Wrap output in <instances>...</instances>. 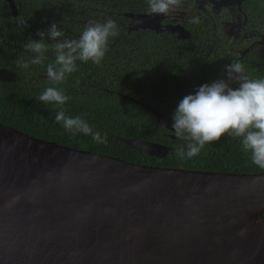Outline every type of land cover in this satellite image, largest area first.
Masks as SVG:
<instances>
[{
  "label": "water",
  "instance_id": "1",
  "mask_svg": "<svg viewBox=\"0 0 264 264\" xmlns=\"http://www.w3.org/2000/svg\"><path fill=\"white\" fill-rule=\"evenodd\" d=\"M263 213L264 173L141 165L0 122V264H264Z\"/></svg>",
  "mask_w": 264,
  "mask_h": 264
},
{
  "label": "flooded vegetation",
  "instance_id": "2",
  "mask_svg": "<svg viewBox=\"0 0 264 264\" xmlns=\"http://www.w3.org/2000/svg\"><path fill=\"white\" fill-rule=\"evenodd\" d=\"M12 1L16 13L10 0H0V9L8 10L13 27L47 33L55 22L64 33L61 40L79 39L89 24L115 21L119 35L110 39L105 57L112 64L120 59L122 67V61L135 60L141 88L167 97L163 103L168 112L160 111L171 118L186 95L206 83L227 80V64L240 61L252 78H264V0H183L166 16L150 13L148 0ZM196 17L199 22L192 23ZM45 39L54 43L47 35ZM165 135L175 149L189 143L173 131ZM256 173L264 172L249 174Z\"/></svg>",
  "mask_w": 264,
  "mask_h": 264
},
{
  "label": "trees",
  "instance_id": "3",
  "mask_svg": "<svg viewBox=\"0 0 264 264\" xmlns=\"http://www.w3.org/2000/svg\"><path fill=\"white\" fill-rule=\"evenodd\" d=\"M13 21L8 10L1 8L0 122L3 124L36 138L141 165L213 172H264L252 163L250 153L242 149L241 142L228 135L205 145L195 157L179 159L173 141L165 135L167 130L140 104L143 102L168 112L167 104L163 103V99L168 98L141 88L135 60L122 61L124 67L120 59L112 64L106 57L100 65L77 61L78 71L59 85L50 84L46 76V65L54 60L51 51L45 54L48 60L44 65H31L29 69L18 67V58L27 59L35 55L27 52L24 46L30 39H39V36L30 30L13 27ZM49 86L63 89L70 97L63 105L66 115L80 116L93 132H99L102 138L106 134L107 142H97L91 135L83 133L73 134L58 123L55 117L60 108L37 99ZM117 137L152 141L172 148L167 157L158 159L120 142ZM184 149L186 151L187 147Z\"/></svg>",
  "mask_w": 264,
  "mask_h": 264
},
{
  "label": "clouds",
  "instance_id": "4",
  "mask_svg": "<svg viewBox=\"0 0 264 264\" xmlns=\"http://www.w3.org/2000/svg\"><path fill=\"white\" fill-rule=\"evenodd\" d=\"M183 0H148V11L152 14L169 15L177 11ZM198 23L199 18H193ZM39 39H30L25 44L27 52L35 54L31 58H18L17 66L29 69L31 65H44L49 51L54 60L46 65L49 83L59 85L78 71L77 61L100 65L109 51L110 39L119 35L118 25L112 19L103 23L89 24L79 39L61 40L63 31L53 22L47 33L41 31ZM54 43L49 44L45 36ZM226 79L200 86L195 94L186 95L173 114V129L177 137L189 141L187 150L177 148L179 159L192 158L201 152L205 145L221 140L225 135L238 138L242 149L250 153V159L260 169H264V78H252L244 64L234 61L225 65ZM229 81L237 82V87ZM45 104L60 108L56 121L73 133L91 135L100 143L107 142L99 132L80 116L66 115L63 105L70 99L64 90L55 86L47 87L37 98Z\"/></svg>",
  "mask_w": 264,
  "mask_h": 264
}]
</instances>
